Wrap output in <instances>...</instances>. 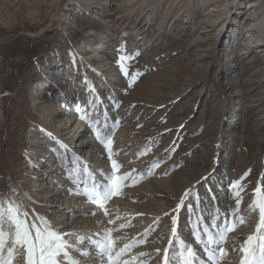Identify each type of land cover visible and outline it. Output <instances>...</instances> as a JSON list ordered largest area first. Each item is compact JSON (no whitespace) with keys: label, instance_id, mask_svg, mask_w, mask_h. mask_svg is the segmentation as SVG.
<instances>
[{"label":"rangeland","instance_id":"obj_1","mask_svg":"<svg viewBox=\"0 0 264 264\" xmlns=\"http://www.w3.org/2000/svg\"><path fill=\"white\" fill-rule=\"evenodd\" d=\"M177 1L0 0V198L84 237L79 251L91 255L79 242L70 253L82 264H105L94 241L106 229L121 261L161 264L169 241L178 252L183 240L210 264L203 230L219 232L233 213L245 223L227 234L221 264H239L257 226L248 206L264 189V47L248 30L260 28L246 21L248 0L209 20L208 5L225 0ZM202 30L215 34L193 45ZM122 55L133 57L129 76ZM93 127L112 131L116 174L132 177L103 207L82 195L111 171Z\"/></svg>","mask_w":264,"mask_h":264},{"label":"snow or ice","instance_id":"obj_2","mask_svg":"<svg viewBox=\"0 0 264 264\" xmlns=\"http://www.w3.org/2000/svg\"><path fill=\"white\" fill-rule=\"evenodd\" d=\"M139 53H137L138 55ZM133 59L132 56L120 57V70L125 76H129L126 64L127 60ZM141 73H133L129 78V86H131ZM80 110L79 108L77 109ZM84 118L83 116L81 117ZM118 123V122H117ZM95 124V122H93ZM115 125H113V128ZM96 133V138L105 149L108 150V159L111 161V171L106 177H102L104 183H94L91 189L85 188L82 195L86 199L103 207L104 203L113 196H119L125 182L132 179L131 173L117 175L118 169L121 167L112 157L114 155L112 144V131H103L93 127ZM49 136L51 134L49 133ZM62 148H67V145L61 144ZM147 151V150H146ZM144 154V153H142ZM78 159V158H75ZM154 167L158 164L153 165ZM250 171V170H249ZM248 173H245L247 175ZM244 177H241V180ZM244 185L240 181L232 184L235 195L236 211H239L243 197L241 192L244 190ZM79 194V193H78ZM189 195L186 191L181 197V203L177 205V209L181 207L184 199ZM254 199L250 202L248 209L249 213H258V223L253 234L247 236L244 244L240 248L242 258L239 264H264V189L258 184L254 190ZM23 205L17 204L14 200L0 198V264H17V257L22 256V264H82V261L74 258V254H70L73 245L79 242L76 252L80 256H89L90 252H80V247H83L85 238L77 233H66L58 230L46 217L36 214L35 218L29 216L27 211L22 210ZM95 214V213H90ZM111 223V221H110ZM245 223L243 216H236L233 213V220L219 232L213 233L212 229L205 227L203 235L207 236L205 242V251L208 255L210 264H221V261L226 256V250L222 246L227 240V234L234 231L238 226ZM172 234L174 237L178 235L177 218L172 217ZM215 227H219L216 225ZM105 236L94 241L95 248L99 251L102 258L105 259V264H130L129 261H121V257L125 249H120L114 252V241L105 230ZM71 237V240H69ZM197 242L203 240V236L199 233L196 235ZM181 249L177 252L173 248V242L169 241V247L164 248L161 258V264H196L197 255L192 247L180 241ZM216 245V247H210ZM131 247L126 245L125 248ZM160 254V249L156 250ZM141 256L146 255L141 253Z\"/></svg>","mask_w":264,"mask_h":264},{"label":"bare ground","instance_id":"obj_3","mask_svg":"<svg viewBox=\"0 0 264 264\" xmlns=\"http://www.w3.org/2000/svg\"><path fill=\"white\" fill-rule=\"evenodd\" d=\"M226 2L222 5H208V8H206V10L203 12V17H206V20H209L208 18H211L210 14L211 12H220L221 10H224L225 6L230 5L231 2H235L236 0H225ZM176 2V1H175ZM181 2V0H178L177 3L179 4ZM208 2V1H206ZM247 9L245 11V17H246V21L249 22H256L254 23V25H256L257 28H260V30H255L253 27H251L248 31L250 32V36L254 37V39L252 40L253 45H260L262 47H264V30L262 29V22L264 21V0H248L247 3ZM223 7V8H221ZM238 8H241L237 5ZM240 10V9H239ZM229 11H231V8H229L228 10L225 9V12L223 14L228 13ZM262 15V17L259 19V17ZM202 17V16H201ZM228 16H226L224 18V20L227 19ZM205 19V18H204ZM212 22V21H211ZM212 24V23H211ZM253 26V25H252ZM200 28H207L206 26H201ZM224 30V28L222 29V31ZM222 31H220V35L222 34ZM226 32V29L224 30L223 34ZM228 32V31H227ZM258 32V33H257ZM205 35H202L204 34ZM197 37L194 38V40L191 42L193 45H197V46H202L203 42L208 43L209 41V37L214 36L215 32L213 33H209V35L206 33V30H202L200 33H197ZM256 34H258L256 36ZM190 43V44H191ZM192 46V45H191ZM207 47V46H206ZM202 48V47H201ZM259 48V47H258ZM210 49V48H208ZM212 49V48H211ZM199 50V49H197ZM205 51V50H204ZM207 51V49H206ZM201 54V53H200ZM204 54V53H203ZM20 55V54H19ZM207 56V55H206ZM27 58V57H26ZM202 58V57H201ZM200 59V58H199ZM263 80V79H262ZM22 82V79L20 81V83ZM253 84L257 83L258 80H253L251 81ZM78 187V186H77Z\"/></svg>","mask_w":264,"mask_h":264},{"label":"built area","instance_id":"obj_4","mask_svg":"<svg viewBox=\"0 0 264 264\" xmlns=\"http://www.w3.org/2000/svg\"><path fill=\"white\" fill-rule=\"evenodd\" d=\"M15 63H20L19 58H13V64H15ZM20 81H21V74H19V84H17V86H20Z\"/></svg>","mask_w":264,"mask_h":264}]
</instances>
